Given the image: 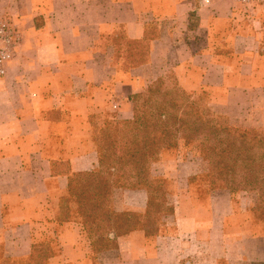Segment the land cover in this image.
<instances>
[{
	"label": "crops",
	"instance_id": "0c3cea01",
	"mask_svg": "<svg viewBox=\"0 0 264 264\" xmlns=\"http://www.w3.org/2000/svg\"><path fill=\"white\" fill-rule=\"evenodd\" d=\"M0 17L21 34L0 78V263L27 260L43 242L52 252L45 264L258 259L256 238L227 233L232 203L192 200L181 187L192 172L175 159L152 168L156 176L162 167L177 193L173 214L153 237L132 231L96 256L76 208L70 204L69 221L59 216L61 200L71 194L69 176L98 168L89 115L103 119L115 106V119L129 121L130 95L165 77L183 92L206 94L208 105L224 114L264 108V0L246 15L232 0H0ZM125 40L145 46V62L122 68L114 81L112 63L125 61ZM121 195L112 200L116 212L146 213L144 190Z\"/></svg>",
	"mask_w": 264,
	"mask_h": 264
},
{
	"label": "trees",
	"instance_id": "16d2710c",
	"mask_svg": "<svg viewBox=\"0 0 264 264\" xmlns=\"http://www.w3.org/2000/svg\"><path fill=\"white\" fill-rule=\"evenodd\" d=\"M113 40L116 45L119 39ZM124 44L126 59L115 60L114 67L129 69L145 62L144 45L126 40ZM160 81L145 93L130 97L131 120L106 122L101 136L94 135L98 168L91 173L69 176L78 220L93 255L116 249L117 239L132 231L141 230L145 236L153 237L159 231V218L173 214L172 201L163 196L164 180L152 175L151 167L163 151L176 150L178 140L184 146L196 143L211 190L227 191L231 195L240 191L257 192V211L264 221V136L217 116L200 95L195 98L186 92L180 91L178 96L170 90L161 91ZM130 185L147 193L144 215L119 213L112 207L113 191ZM67 202L65 198L61 200L59 221L70 220ZM51 256L50 246L43 242L33 245L25 262L2 258L0 264H45Z\"/></svg>",
	"mask_w": 264,
	"mask_h": 264
},
{
	"label": "rangeland",
	"instance_id": "374dc122",
	"mask_svg": "<svg viewBox=\"0 0 264 264\" xmlns=\"http://www.w3.org/2000/svg\"><path fill=\"white\" fill-rule=\"evenodd\" d=\"M116 72H117V75H116L117 78H115L114 81L119 79V77L123 73H125L123 72V69L121 67H118ZM159 84H160L159 87L161 91L170 90V91H173L174 94L178 96H181L180 93L183 92L182 90H180L179 87H177V83L172 77L161 78V81ZM145 91L147 90L145 89ZM143 92H140L139 94H143ZM162 93L163 92H161L160 94ZM186 94L189 95L190 93H186ZM132 95L134 94H131L130 97ZM190 95L192 96L194 95L195 98L197 97V95L204 97L203 103H205L212 110L214 114H216L217 116H220L222 119H226L229 123L239 126V127L247 128L251 131H254V133L256 134L264 136V108H253V109L248 108L242 112L239 110L231 109L229 110V114H224L222 112H218L217 110L213 109L211 106L208 105L209 98L206 94L205 96H203L200 92H197V93L190 94ZM158 98H159L158 101L160 102L161 96L158 95ZM142 99L143 98H141L138 101L139 105H141L140 101H142ZM105 116H109L114 119H110L108 117L104 118ZM104 117L103 119H100V117H98L99 118L98 119L96 115H89L88 125H89L91 137L93 136L94 138V135H95V138L96 136L98 137L101 136V134L104 132L102 129L105 128L103 127L104 122H111L113 120H117L115 119L116 114H115V109L113 108V106L107 110ZM92 141H93V147L98 153L97 146L94 142V139ZM171 159H173V161L174 159L176 161L179 160L178 163L185 162L186 163L185 166L190 168L192 174L188 172L185 177V181L188 182L187 187H186V182H183L181 187L185 188L184 191L186 190V193L187 192L189 193L190 198L192 200H198L202 203L207 202V200H229L232 203L234 216L230 220L227 221V224H226L227 233L232 235L233 233L238 232V234L240 235L247 236V237L252 236L256 238L257 241L259 242V245H257V255H256V258L258 259L252 261L251 264H264V221L260 218L259 212L257 211V206L259 204L257 198L259 197V194L255 191H251V192L240 191V192H237L231 195L227 191L211 190L209 179L207 175L204 173L205 170L202 164L201 157L196 149V143H191L188 146H184L183 141L178 140V148L176 150L163 151L160 157L158 158V162L155 164L162 165V163L164 162L168 163ZM173 161L171 160L167 164V166H170V165L173 166L174 164ZM153 165L151 168H153ZM159 168L160 169H157V172L159 175H156V176H159L163 178L164 180L162 184V187L164 189L162 190H163V196H165V200H177V193L175 191L173 180L169 178H164V175H163L164 171L162 167H159ZM184 170L188 171V169L186 168ZM129 183H128V186H129ZM128 186L114 190L111 200H122L123 196L121 194L124 190H138V189L131 188V185L130 187ZM74 200L75 199L73 197V192L71 189L70 198L67 200L68 202L66 205L68 208V211H70V207H69L70 204L72 205V210H73V207L76 208L74 205L75 203ZM162 220L163 218L160 217L158 221L159 223L157 225L158 230L160 229V224H162L165 218L163 221ZM25 261L26 260H18L16 262L23 263Z\"/></svg>",
	"mask_w": 264,
	"mask_h": 264
},
{
	"label": "built area",
	"instance_id": "2783aa9c",
	"mask_svg": "<svg viewBox=\"0 0 264 264\" xmlns=\"http://www.w3.org/2000/svg\"><path fill=\"white\" fill-rule=\"evenodd\" d=\"M204 1L207 2L208 0ZM259 2L260 0H232L236 9L244 15L249 14ZM20 43L21 34L18 28L8 19L0 17V78L6 75L7 67Z\"/></svg>",
	"mask_w": 264,
	"mask_h": 264
}]
</instances>
